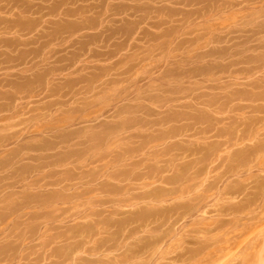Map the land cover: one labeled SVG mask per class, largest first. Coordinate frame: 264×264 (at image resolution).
<instances>
[{
	"label": "rangeland",
	"instance_id": "374dc122",
	"mask_svg": "<svg viewBox=\"0 0 264 264\" xmlns=\"http://www.w3.org/2000/svg\"><path fill=\"white\" fill-rule=\"evenodd\" d=\"M210 1L215 2L202 0V4H210L212 11L216 4L211 5ZM238 1L241 3V0ZM247 1L237 8H225L226 11L216 9L214 12V9L212 15L208 12L211 17L207 15V20L201 17L202 20L197 15H201L198 11L204 6L201 5L198 10L200 2L192 5V0L185 4V0H0V180L4 179L0 181V201L4 202L0 203V213L13 210V216L5 223L15 227V231L11 229V234L7 233V236L0 234V264H9L12 255L15 258H12L11 264H86L88 259L96 264V257L103 258L107 254L115 264H202V261L203 264H264V143H261L264 142V128H261L264 127V99L256 97L259 102L254 99V95L262 96L264 93V81L260 82V79L264 80V59L261 63L258 60L264 58V33L258 28L255 32L254 23L243 25L247 18L255 14L253 11L264 9V0ZM223 2L226 3L225 0ZM128 6L138 7L137 11L134 13ZM241 7L244 8L240 10ZM157 8L158 14L155 12ZM250 8H253V14L248 16L246 14H250L251 10L246 11ZM191 11L195 15L192 16ZM260 16L263 15L260 14L259 18L264 20V16ZM259 18L255 21H261ZM240 19L245 20L241 22ZM223 21L224 27L220 28ZM209 22H214V29L210 30ZM252 30L261 35H253ZM244 31L250 33L245 34L248 38ZM201 34L207 35L205 38L211 35L218 39L214 42L210 37V41L203 37L204 41H208L206 44L202 37L198 39ZM219 36L227 37L221 42L223 39ZM234 36L236 41L240 37L243 45L241 40L236 43L234 38L233 41ZM252 36L255 37L253 40ZM250 38L252 41H249ZM227 41L231 47L226 45ZM257 43L263 45L258 46ZM248 46H254L256 51L254 49L252 53V48ZM237 48L245 52L241 59H236L241 62L243 59L237 66L242 75L239 76L241 80H237L240 84L236 81L232 83L236 86L231 87L234 79L230 74L234 77L239 72L236 71L237 62L230 54L233 52L236 56ZM203 52L211 53L209 57L213 58H208L207 54V59L199 56L201 61L198 60V55H203ZM250 55L251 59L248 58ZM244 58L250 67L253 65L250 60L256 63L253 67L263 65L259 67H263L262 70L255 73V68L248 67ZM233 59L234 65L226 66ZM244 69L249 74L254 70L249 81L246 78L249 74L246 76L248 72ZM218 74V83L206 81L212 78L211 75L217 78ZM253 78L260 87H253L256 84L253 85L256 82H252ZM220 81L229 84L226 90L221 88L226 84ZM249 82L252 87L247 85ZM208 84H221V89L218 86L219 89L210 90ZM157 96L158 101L155 99ZM136 105L144 109L133 115L141 117L146 125L140 132L142 136L129 143L124 139L127 134L121 133L120 138L119 131L120 126L126 123L124 119L133 116L132 110L127 112L126 108H136ZM114 129H120L119 136L110 133ZM132 149H138L135 151L139 154ZM67 154L70 156L66 158ZM140 158L142 161L146 158L143 161L145 166L141 164L140 168L137 164L132 169L130 165L138 160L143 163ZM56 160L62 163L58 164ZM136 167L137 172L134 171ZM146 171L152 177L155 174L157 181L150 180L151 183L147 178L150 183L146 182L148 186H143V180L137 183L132 179L136 173L144 175ZM59 177L65 178L66 182ZM46 181L52 186L57 185L52 187ZM100 186L106 187L105 190ZM149 190L158 191L157 202H137L132 198L138 192L142 194ZM129 196L131 201L128 199V203L126 199ZM99 200H106V204L100 205ZM17 207H23L25 213ZM72 210L75 214L79 213L60 218L64 217L62 213ZM99 210H106L105 214L97 215ZM99 217V221L108 222L99 225L98 230L96 221ZM1 226L0 222V228H3ZM94 230L100 235L94 234ZM89 239L98 242L90 243ZM43 243L46 246H42ZM84 243L91 245L86 244L88 248H84ZM198 248L205 252L202 250L200 253ZM15 249H18L16 255ZM86 249L96 254L102 251V254H89ZM105 251L107 254H103ZM64 259L68 261L64 262Z\"/></svg>",
	"mask_w": 264,
	"mask_h": 264
},
{
	"label": "bare ground",
	"instance_id": "6f19581e",
	"mask_svg": "<svg viewBox=\"0 0 264 264\" xmlns=\"http://www.w3.org/2000/svg\"><path fill=\"white\" fill-rule=\"evenodd\" d=\"M101 1H102V0H101ZM106 1H107V0H106ZM153 1H154V0H153ZM155 1H156V0H155ZM166 1H168V0H166ZM192 1H193V2H192V5L194 4V2H195V3H196V2H197V3L200 2V3H198V4H200V5L197 7V9H198L201 5H203V4L205 3V2H204V3L202 4V0H192ZM204 1H205V0H204ZM222 1H223V0H221L220 2L222 3ZM244 1L246 2L247 0H244ZM244 1L241 0V3H243ZM249 1H250V0H249ZM249 1H247V2H249ZM186 2H188V0H187V1L185 0L184 4H185ZM207 2H208V0H206V3H207ZM225 2H226V3L223 2V3L221 4V3L218 2V0H215L214 4H216V6H215L216 8L214 7L215 11H214V9H212V11L216 12V11L218 10V11L220 12V11L223 10V9L226 11L225 8L230 9L231 7L240 6L239 4H241L238 0H236V1H234V0L231 1V0H230L229 2H227V1L225 0ZM245 2H244V3H245ZM252 2H253V0H252ZM256 2H258V1H256ZM260 2L262 3L263 1H260ZM101 3H102V2H101ZM157 3H158V1H157ZM181 3H182V2H181ZM197 3H196V4H197ZM208 3H209V2H208ZM210 3H211V1H210ZM244 3H243V5H244ZM110 4H111V3H110ZM154 4H155V3L153 2V5H154ZM196 4H194V5H196ZM198 4H197V5H198ZM214 4H213V2L211 3V5H214ZM190 5H191V3H189V6H190ZM209 5H210V4H208V5L206 4L205 6L203 5L204 7H202V8L200 7V8H199L200 11H198V14L200 13L201 15H200V14H199L200 16L197 15L198 18H199V17H200V18H201V17L206 18L207 15H208V12H210V13L212 12V11H211V6L209 7ZM245 5H246V4H245ZM259 5H262V4L259 3ZM109 6H110V5H109ZM109 6H108V7H109ZM230 6H231V7H230ZM253 6H254V5H253ZM105 7H106V6H105ZM156 7H157V6H156ZM156 7H155V8H156ZM185 7H187V6H185ZM245 7H246V6H245ZM247 7H248V6H247ZM255 7H256V6H255ZM128 8H129L131 11L133 10V12H134L135 10L137 11V8H138V7H136V8H135V7H132V8H131V7L128 6ZM209 8H210V11H209ZM236 8H237V7H236ZM243 8H244V7H243ZM243 8L241 7V8H239V9L241 10V9H243ZM258 8H260V7H258ZM0 9H1V8H0ZM106 9H107V8H106ZM194 9H195V8H194ZM194 9H193V11H194ZM197 9H196V11H197ZM199 9H198V10H199ZM216 9H217V10H216ZM232 9H234V8H232ZM252 9H253V8H252ZM252 9L250 8L249 10H247L246 13H248L250 10H251V11L249 12L250 14H246V15L249 16V15L253 14V13H252ZM144 10H145V9H144ZM244 10H245V9H244ZM148 11H149V10H148ZM75 12H76V11H75ZM77 12H78V11H77ZM125 12H126V11H125ZM151 12H152V11H151ZM155 12H156V14H158V8H157V10H156ZM191 12H192V11H191ZM253 12H255V14H254V15H251V16H252L251 18H250V17L247 18V19L245 18L246 20L244 19V20H245V21H244V20H241V19L244 18V17H243V18L240 19L241 22L244 21V22H243V23H244V24H243L244 26H245V25H246V26H248V25H252V24L254 23V24H256V28H254V29H257V28H258V29L260 30L261 33H264V20H261V19L259 18V15H260V14L264 16V9L261 8V9H259V11L257 10V12H256V10H255V11H253ZM68 13H69V12H67V15H69ZM82 13H83V12H82ZM82 13H81V14H82ZM134 13H135V12H134ZM189 13H190V12H189ZM212 13H213V12H212ZM212 13H211V15H212ZM217 13H218V12H217ZM225 13H226V12H225ZM70 14H72V13L70 12ZM73 14H74V13H73ZM76 14H77V13H76ZM145 14H146V13H145ZM147 14H148V13H147ZM147 14H146V15H147ZM196 14H197V12H196ZM221 14H222V13H221ZM241 14H243V12H242ZM193 15H195V13L193 14V12H192V16H193ZM209 15H210V14H209ZM209 15H208V16H209ZM211 15H210V17H211ZM243 15H244V14H243ZM246 15H244V16H246ZM79 16H80V15H79ZM147 16H148V15H147ZM187 16H188V15H187ZM213 16H214V15H213ZM219 16H220V15H219ZM222 16H223V15H222ZM222 16H221V17H222ZM257 16H258V17H257ZM263 16H262V17H263ZM144 17H146V16H144ZM238 17H239V16H238ZM246 17H247V16H246ZM260 17H261V16H260ZM262 17H261V18H262ZM207 18H208V17H207ZM207 18H206L205 20H207ZM255 18H256V19L259 18L261 21L257 20L258 22H256V21H255ZM138 19H139V18H138ZM148 19H149V18H148ZM154 19H155V18H154ZM201 19H202V18H201ZM220 19H221V21L224 20V18H220ZM150 20H151V19H150ZM155 20H156V19H155ZM197 20L200 21L199 19H196V21H197ZM202 20H203V19H202ZM202 20H201V21H202ZM209 20H211V19H209ZM136 21H137V20H136ZM138 21H139V20H138ZM156 21H157V20H156ZM189 21H191V20H189ZM193 21L196 22L195 20H193ZM218 21H220V20H217L216 22H218ZM253 21H254V22H253ZM241 22H240V23H241ZM139 23H140V22H139ZM205 23H206V25H207V22H206V21H205ZM205 23H204V25H205ZM213 23H214V22H212V24H211V23L209 22V24H211V25H210V26H211V29H210V30H212V28H213V27H212V25H214ZM194 24H195V23H194ZM220 24H221V23H220ZM197 25H199V24H197ZM204 25H202V26H204ZM218 25H219V24H218ZM155 26H156V23H155ZM192 26H193V25H192ZM192 26H190V27H192ZM195 26H196V24H195ZM202 26H201V27H202ZM221 26L224 27V21H223V25H220V28H221ZM240 26H242V24H241ZM244 26H243V28H244ZM131 27H132V26H131ZM199 27H200V26H199ZM208 27H209V26H208ZM208 27H207V28H208ZM237 27H238V26H237ZM250 27H252V26H250ZM215 28H216V25H215ZM241 28H242V27H241ZM241 28H240V29H241ZM252 28H253V27H252ZM252 28H250V30H251ZM156 29H157V28H156ZM208 29H209V28H208ZM213 29H214V28H213ZM258 29H257L256 31H255V30H254V31H255V32H258ZM192 30H193V29H192ZM198 30H199V29H198ZM247 30H249V28H248ZM193 31H194V30H193ZM205 31H206V30H205ZM207 31H208V30H207ZM237 31H238V30H237ZM252 31H253V30H252ZM254 31H253V33H254L253 35H257V34H258V36H259L260 33L255 34ZM202 32H203V31H202ZM208 32H209V31H208ZM230 32L233 33L234 31H233V32L230 31ZM235 32H236V30H235ZM239 32H240V33H243V32H241V31H239ZM244 32H245V31H244ZM246 32H247V31H246ZM246 32L244 33V35L246 34ZM250 32H251V31H250ZM199 33H201V32H199ZM212 33L214 34V31H213ZM247 33H249V32H247ZM251 33H252V32H251ZM207 34H208V33H207ZM222 34H223V33H222ZM233 34H235V33H233ZM249 34H250V33H249ZM249 34H248V35H249ZM209 35H210V34H209ZM217 35H218V34H217ZM224 35H225V34H224ZM227 35H228V34H227ZM230 35H231V34H230ZM230 35H229V36H230ZM244 35H243V37H244ZM260 35H261V34H260ZM198 36H200V35H198ZM198 36H197V37H198ZM205 36H207V35H204V36H203V34H201L200 38H198V39H201V37H202V39H203V37H204V39H208L209 37L212 38L211 35L208 36V38H207V37L205 38ZM239 36H240V35H239ZM245 36L247 37V35H245ZM217 37H218V36H217ZM225 37H227V36H225ZM225 37H224V36H221V38H220V36H219V38H220L221 40L223 39L221 42L225 41ZM249 37H250V36H249ZM252 37H253V36H252ZM154 38H155V37H154ZM194 38H195V37H194ZM210 38L208 39V41H210ZM234 38H235V36L232 38V40H233ZM241 38H242V37H241ZM247 38H248V37H247ZM247 38H246V39H247ZM254 38H255V37H253L252 40H253ZM196 39H197V38H196ZM196 39H195V40H196ZM204 39H203V41H204ZM212 39L214 40V39H216V38L214 37V38H212ZM217 39H218V38H217ZM217 39H216V40H217ZM220 39H219V40H220ZM226 39H227V38H226ZM238 39L241 40L240 37H238ZM244 39H245V38H244ZM192 40H193V39H192ZM232 40H231V41L229 40L230 43L234 41V40H233V41H232ZM236 40H237V38H235V41H236ZM239 40L236 41V43H238ZM250 40H251V38L249 39V41H250ZM252 40H251V41H252ZM157 41H158V40H157ZM206 41H207V40H205L204 42H206ZM208 41H207V42H208ZM229 41H227V44H226V45L229 44V43H228ZM243 41H245V40H243ZM247 41H248V40H247ZM247 41H246V43H247ZM249 41H248V42H249ZM257 41H258V40H257ZM259 41H260V40H259ZM125 42H127V41H125ZM204 42H203V43H204ZM207 42H206V44H207ZM214 42H215V40H214ZM216 42H218V41H216ZM255 42H256V41H255ZM255 42H254V44H256ZM219 43H220V41H219ZM246 43H245V45H246ZM252 43H253V42H252ZM262 43H263V42H262ZM262 43H261V44H262ZM241 44L243 45L242 40H241ZM257 44H258V43H257ZM259 44H260V43H259ZM259 44H258V46H259ZM261 44H260V45H261ZM218 45H219V44H218ZM236 45H237V44H236ZM236 45H235V47H237ZM238 45H239V44H238ZM262 45H263V44H262ZM221 46H222V45H221ZM229 46H230V44H229ZM240 46H241V45H240ZM251 46H252V45H251ZM251 46H248V47H249V48H252ZM258 46L255 45V47H256L257 49H258ZM230 47H231V46H230ZM230 47H229V48H230ZM248 47H246V49H249ZM255 47L253 46V48H252L253 51H251L252 53L254 52V49H255V51H256V48H255ZM260 47H263V46H260ZM224 48H225V47H224ZM226 48H227V47H226ZM233 48H234V47H232V49H233ZM244 49H245V47H244ZM223 50H224V49H223ZM230 50H231V48H230ZM230 50H229V51H230ZM236 50H239V51H240L239 54L242 55V56L237 57L239 54L237 53ZM236 50H235L236 56L234 55L233 52H232V54H230V55H231V56L233 55V56H234L233 58L235 59V62H237V64H236L235 66H236V71L239 72V73H238L239 75L236 74L235 76L233 75L234 77H232V76H231L232 73L230 74L231 79H232V78L234 79V82H231V85H230L231 87H232V85H233L232 83H236L237 80H241L239 76L242 75V74H241L242 71H241V73H240L239 70H241V69H237V66H239L238 64H241V63L243 62V59H242V62H241L240 60H236V59H241V57H243V53L245 54V52H243L242 49H241L242 51H241L240 49H238V48H237ZM262 50H263V49H262ZM214 51H215V49H214ZM217 51H219V50H217ZM231 51H232V50H231ZM233 51H234V50H233ZM244 51H246V50H244ZM248 51H250V50H248ZM211 52H212V51H211ZM224 52H225V51H224ZM224 52H223V53H224ZM241 52H242V54H241ZM263 52H264V51H263ZM203 53H204V52H203ZM205 53H206V52H205ZM205 53H204V54H205ZM217 53H219V52H217ZM204 54H203V55H204ZM207 54H208V53H207ZM207 54H205L204 56L202 55V53H201V55H198V54H197V55H198V58H199V59H198V58H197V59L201 61V58H200L199 56H202V59H203V57L206 58ZM210 54H211V53L208 54V56H207L208 58H210V57H209V56H211ZM225 54H226V53H225ZM227 54H228V52H227ZM220 55H221V54H220ZM230 55H229V56H230ZM221 56L223 57L224 55H221ZM221 56H220V57H221ZM226 56H227V55H226ZM195 57H196V56H195ZM218 57H219V56H218ZM220 57H219V58H220ZM222 57H221V59H222ZM235 57H236V58H235ZM245 57H246V56H245ZM212 58H213V57H212ZM212 58H210V59H212ZM248 58L251 59V55H250ZM252 58H253L252 60L254 61L255 58H254V57H252ZM260 58H261V57H260ZM206 59H207V58H206ZM234 59L232 60V63H230L231 61H230L229 63H226V66H228L229 64H231V65H229V66H232V64L234 63ZM263 59H264V58H262V59H258V60H260V63H261V61H263ZM204 60H205V59H204ZM204 60H203V61H204ZM229 60H231V58H230ZM244 60H245V58H244ZM256 60H257V59H256ZM258 60H257L256 62H258ZM222 61H223V60H222ZM245 61H247V63H248V60H247V59H246ZM245 61H244V62H245ZM253 61L250 60V62H252L253 65H255L256 63L254 64L255 61H254V62H253ZM240 62H241V63H240ZM245 63H246V62H245ZM245 63H243V64H245ZM247 63H246V64H247ZM258 63H259V62H258ZM260 63H259V64H260ZM262 63H264V61H263ZM227 64H228V65H227ZM246 64H245V65H246ZM248 64H249V63H248ZM205 65H207V64H205ZM233 65H234V64H233ZM253 65H252L251 67H252V68H255V69H254V70H255V73H256L257 71L259 72V69H260L259 67H260V66H263V65H260L259 67H257V66H258V64H257V65H256L257 68H256V67H253ZM207 66H210V67H211V65H207ZM207 66H206V68L208 69ZM235 66H234V67H235ZM224 67H225V66H224ZM234 67H232V68H234ZM248 67H250V64H249ZM248 67H247L246 69L249 71V69H250L251 67H250V68H248ZM203 68H204V69H203V71H204L206 68H205V67H203ZM225 68H226V67H225ZM225 68H224V69H225ZM232 68H231V69H232ZM262 68H263V67H262ZM262 68H261L260 70H262ZM227 69H228V68H227ZM246 69H244V71H245ZM256 69H257V70H256ZM200 70H202V68H201ZM200 70H198L197 72H199ZM213 70H214V69H213ZM222 70H223V69H222ZM254 70H251V71H250V72H251L250 74H249L248 71H245L246 73L248 72L247 75H246V73H245L246 76H248V74H249V76L246 77V78L248 79V81L250 80L249 77H251L250 75L252 74V72H253ZM22 71H23V70H22ZM24 71H25V70H24ZM203 71H201V73H202ZM207 71H208V70H207ZM219 71H220V69H219ZM229 71H230V70H229ZM236 71H235V69H234L233 72L236 73ZM128 72H129V71H128ZM204 72H205V71H204ZM209 72H210V71H209ZM222 72H223V71H222ZM258 72H257V73H258ZM262 72H264V71L262 70ZM262 72H261V73H262ZM191 73H192V72H191ZM193 73H194V72H193ZM201 73H200V75H201ZM214 73H215V71H214ZM223 73H224V72H223ZM235 73H234V74H235ZM195 74H197V73H194V75H195ZM202 74H203V73H202ZM205 74H207V73H205ZM211 74H212V73H211ZM197 75H198V74H197ZM243 75H244V74H243ZM245 75H244V76H245ZM256 75H258V74H256ZM211 76H212V78H208V79L206 80L207 82H209V81H211V82H214V81L216 82V81H217V83L219 82V81H218V80H220V77H219L220 75H219V74L217 75V78H216V77L214 78L213 75H211ZM262 76H263V75H262ZM206 77H207V76H206ZM189 78H191V77H189ZM246 78H245V79H246ZM258 78L260 79L261 77H258ZM228 79H229V78H228ZM228 79H227V80H228ZM247 79H246V80H247ZM253 79H254V80H252V82H253V81H256V82H253V85L256 83L255 86H253L252 83H250L251 81H250L249 84H247V85L250 86V87L253 86L254 88H258V87H256V85L259 86V85H258L259 82H258L257 80H255V78H253ZM259 79H258V80H259ZM149 80H150V79H149ZM222 81H223V80H222ZM222 81H220V83H222L223 85L226 84L225 86H227V87L224 86V87H225V88H224L223 86H221V84H218V86L220 85L221 88H223L224 90H226V88H228L229 84H228V85H227V83L224 84V82H222ZM225 81H226V80H225ZM243 81H244V80H243ZM261 81H264V80H263V79H260V82H261ZM156 83H157V82H156ZM195 83H196V82H195ZM198 83H199V82H198ZM237 83H239V82L237 81ZM153 84H155V82H154ZM202 84L207 85L206 82H202ZM239 84H240V83H239ZM242 84H243V83H242ZM260 84H261V83H260ZM155 85H156V84H155ZM251 85H252V86H251ZM262 85H263V84H261V86H262ZM196 86H197V85H196ZM208 86L210 87V90H214L215 88H218V86H215L214 84H211V85L208 84ZM220 86H219V88H220ZM233 86H234V85H233ZM235 86H236V84H235ZM235 86H234V87H235ZM191 87H192V86H191ZM199 87H200V86H199ZM205 87H206V86H205ZM209 87H206V88L209 89ZM238 87H239V85H238ZM259 87H260V86H259ZM219 88H218V89H219ZM221 88H220V89H221ZM183 89H184V88H183ZM204 89H205V88H204ZM229 89H230V88H229ZM263 89H264V88H263ZM190 90H191V89H190ZM195 90H196V89H195ZM231 90H232V89H231ZM237 90H238V89H237ZM249 90H250V89H249ZM255 90H256V89H255ZM246 91H248V90H246ZM259 91H260V90H259ZM182 92H183V91H182ZM219 92H220V91H219ZM221 92H222V91H221ZM263 92H264V91H263ZM263 92H262V93H263ZM26 93H27V92H26ZM139 93H140V92H139ZM211 93H212V92H211ZM224 93H225V92H224ZM128 94H129V93H128ZM176 94H178L177 91H176ZM232 94H233V93H232ZM238 94H239V93H238ZM254 94H255V93H254ZM263 94H264V93H263ZM263 94H262V96H260V95H259V96H257V95L255 96V95H254V99L256 100V97H257V98L259 97V98H258L259 100H263V99H264ZM195 95H196V93H195ZM204 95H205V93H204ZM213 95H214V94H213ZM251 95H253V93H252ZM22 96H24V95H22ZM30 96H31V94H30ZM125 96H126V95H125ZM182 96H183V95H182ZM227 96H228V95H227ZM235 96H236V94H235ZM247 96H248V95H247ZM33 97H34V96H33ZM136 97H138V96H136ZM177 97H178V95H177ZM189 97H190V96H189ZM199 97H200V96H199ZM201 97H202V96H201ZM209 97H210V96H209ZM261 97H263V98L261 99ZM179 98H180V96H179ZM215 98H216V97H215ZM155 99H157V101H158V96H157V98H155ZM190 99H191V97H190ZM225 99H226V98H225ZM249 99H250V98H249ZM252 99H253V97H252ZM119 100H120V99H119ZM182 100H183V99H182ZM259 100H256V101L259 102ZM155 101H156V100H155ZM157 101H156V102H157ZM184 101H185V100H184ZM211 101H212V100H211ZM214 101H215V100H214ZM234 101H235V100H234ZM177 102H178V101H177ZM186 102H187V101H186ZM216 102H217V101H216ZM227 102H228V101H227ZM258 102H257V103H258ZM263 102H264V101H263ZM13 103H14V102H13ZM182 103H183V102H182ZM222 103H223V102H222ZM228 103H229V102H228ZM231 103H232V102H231ZM260 103H261V101H260ZM208 104H209V103H208ZM212 104H213V103H212ZM224 104H225V103H223V105H224ZM22 105H23V104H22ZM27 105H28V104H27ZM30 105H31V104H30ZM217 105H219V103H217ZM180 106H181V105H180ZM202 106H203V105H202ZM259 106H260V105H259ZM24 107H25V105H24ZM28 107H29V106H28ZM204 107H205V106H204ZM216 107H217V106H216ZM232 107H233V106H232ZM232 107H231V109H232ZM29 108H30V107H29ZM134 108H135V106L132 107V108H130V106H129V108L127 107L126 109H127V112H131L130 110H132V112H131L132 115L135 114V113L138 114L139 112L143 111V110H142L143 107L141 108V106L136 105V108H135V109H134ZM183 108H184V107H183ZM190 108H191V107H190ZM227 108H228V107H227ZM255 108H256V107H255ZM143 109H144V108H143ZM7 110L9 111V109H7ZM26 110H27V109H26ZM118 110H119V109H118ZM256 110H257V108H256ZM146 111H147V110H146ZM217 111H218V110H217ZM219 111H221V110H219ZM26 112H27V111H26ZM125 112H126V110H125ZM134 112H135V113H134ZM221 112H222V111H221ZM24 113H25V112H24ZM24 113H23V114H24ZM29 113H30V112H29ZM123 113H124V112H123ZM143 113H144V112H143ZM222 113H223V112H222ZM21 114H22V113H21ZM119 114H120V113H119ZM127 114H128V113H127ZM127 114H126V115H127ZM17 115H18V114H17ZM115 115H116V114H115ZM132 115H130V117H131ZM135 115H136V114H135ZM10 116H12V115H10ZM19 116H20V115H19ZM124 116H125V115H124ZM127 116H129V114H128ZM133 116H134V115H133ZM133 116H132L131 119H130L129 117H126V118L124 119V120H126V121H125L126 123H125L124 125H121L122 127L120 126L121 131H119L120 129H116V130L114 129L115 131H112V132H110V133H115V135L118 134V136H119V133H118V131H119V132H120V136H119L120 138H121V136H122L121 133H125V134H127L126 137L124 138L126 142H129V141H131V140H133V139H135V138H137V137L140 138V136H142L140 132L142 131V128H143L146 124H144L145 122L143 121V119H142L141 117H138V116H134V117H133ZM35 117H36V116H35ZM187 117H188V116H187ZM14 118H15V117H14ZM8 119H9V118H8ZM10 119H11V118H10ZM120 119H121V118H120ZM3 120H5V119H3ZM11 120H12V119H11ZM14 120H15V119H14ZM33 120H34V119H33ZM144 120H145V119H144ZM0 121H1V120H0ZM74 121H75V120H74ZM146 121H147V120H146ZM258 121H259V120H258ZM6 122H7V121H6ZM8 122H9V121H8ZM29 122H30V121H29ZM79 122H80V121H79ZM123 122H124V121H123ZM261 122H262V121H261ZM263 122H264V121H263ZM21 123H22V122H21ZM146 123H147V122H146ZM148 123H150V122H148ZM74 124H75V123H74ZM74 124H73V125H74ZM121 124H122V123H121ZM155 124H156V123H155ZM261 124H262V123H261ZM65 125H66V124H65ZM153 125H154V124H153ZM258 125H259V124H258ZM7 126H8V125H7ZM16 126H17V125H16ZM68 126H69V125H68ZM79 126H80V125H79ZM96 126H97V125H96ZM96 126H95V127H96ZM190 126H191V125H190ZM254 126H255V125H254ZM91 127H92V126H91ZM107 127H108V126H107ZM110 127H111V126H110ZM118 127H119V126H118ZM118 127H117V128H118ZM195 127H197V126H195ZM210 127H211V126H210ZM9 128H10V127H9ZM15 128H16V127H15ZM15 128H14V129H15ZM78 128H79V127H78ZM80 128H81V126H80ZM85 128H86V126H85ZM122 128H123V129H122ZM144 128H145V127H144ZM175 128H176V127H175ZM204 128H205V127H204ZM257 128H258V127H257ZM261 128H264V127H261ZM162 129H163V128H162ZM188 129H190V128H188ZM251 129H252V128H251ZM12 130H13V128H12ZM89 130H90V129H89ZM97 130H98V129H97ZM111 130H112V129H111ZM122 130H123V131H122ZM144 130H145V129H144ZM144 130H143V131H144ZM185 130H186V129H185ZM190 130H191V129H190ZM194 130L197 131V129H194ZM194 130H193V132H194ZM258 130H259V129H258ZM260 130H261V129H260ZM75 131H76V130H75ZM84 131H85V130H84ZM84 131H83V132H84ZM87 131H88V130H87ZM91 131H92V130H91ZM155 131H156V130H155ZM178 131H179V130H178ZM201 131H202V130H201ZM206 131H207V130H206ZM263 131H264V129H263ZM21 132H23V131H21ZM163 132H164V131H163ZM165 132H166V130H165ZM165 132H164V133H165ZM257 132H259V131H257ZM260 132H262V131H260ZM260 132H259V133H260ZM17 133H19V132H17ZM75 133H76V132H75ZM88 133H89V132H88ZM171 133H172V132H171ZM172 134H173V133H172ZM188 134H189V133H188ZM205 134H206V133H205ZM257 134H258V133H257ZM55 135H56V134H54V136H55ZM85 135H86V133H85ZM89 135H90V134H89ZM112 135H113V134H112ZM157 135H158V134H157ZM184 135H185V134H184ZM247 135H248V134H247ZM247 135H246V137H247ZM250 135H251V134H250ZM87 136H88V135H87ZM110 136H111V135H110ZM123 136H124V135H123ZM162 136H163V135H162ZM191 136H192V135H191ZM205 136H206V135H205ZM251 136H252V135H251ZM253 136H254V135H253ZM13 137H14V136H13ZM17 137H18V136H17ZM21 137H22V136H21ZM100 137H101V135H100ZM157 137H158V136H157ZM157 137H155V138H157ZM160 137H161V136H160ZM175 137H176V136H175ZM199 137H201V136H199ZM202 137H204V135H203ZM256 137H257V136H256ZM9 138L11 139L12 137H9ZM9 138H8V139H9ZM97 138H98V137H97ZM101 138H102V137H101ZM108 138H109V137H108ZM139 138H138V139H139ZM149 138H150V137H149ZM181 138H182V137H181ZM184 138H185V137H184ZM206 138H207V137H206ZM260 138H261V137H260ZM0 139H1V138H0ZM8 139H7V141H8ZM10 139H9V141H10ZM91 139H92V137H91ZM95 139H96V137H95ZM111 139H112V138H111ZM145 139H146V138H145ZM190 139H191V138H190ZM204 139H205V138H204ZM240 139H241V138H240ZM253 139H254V138H253ZM2 140H4V139L2 138ZM2 140H1V141H2ZM114 140H115V139H114ZM117 140H118V139H117ZM120 140H121V139H120ZM194 140H195V139H194ZM199 140H200V139H199ZM199 140H198V141H199ZM235 140H236V139H235ZM249 140H250V139H249ZM65 141H66V140H65ZM103 141H104V140H103ZM111 141H112V140H111ZM123 141H124V140H123ZM156 141H157V139H156ZM165 141H167V140H165ZM187 141H188V140H187ZM206 141H207V140H206ZM238 141H239V140H238ZM253 141H254V140H253ZM253 141H251V142H253ZM63 142H64V141H63ZM92 142H93V141H92ZM118 142H119V141H118ZM131 142H132V141H131ZM135 142H136V141H135ZM148 142H149V141H148ZM162 142H163V140H162ZM202 142H203V141H202ZM244 142H245V140H244ZM249 142H250V141H249ZM251 142H250V143H251ZM0 143H1V142H0ZM129 143H130V142H129ZM129 143H128V145H129ZM138 143H139V142H138ZM152 143H153V142H152ZM186 143H187V142H186ZM205 143H206V142H205ZM245 143H246V142H245ZM255 143H256V142H255ZM261 143H264V142H261ZM6 144H7V142H6ZM65 144H67V143H65ZM93 144H94V143H93ZM111 144H112V143H111ZM122 144H123V143H122ZM132 144H133V143H132ZM143 144H144V143H143ZM154 144H155V143H154ZM157 144H158V143H157ZM232 144H233V143H232ZM237 144H238V143H237ZM239 144H241V143L239 142ZM242 144H243V143H242ZM82 145H83V144H82ZM105 145H106V144H105ZM105 145H104V146H105ZM224 145H225V144H224ZM233 145H234V144H233ZM94 146H95V145H94ZM94 146H92V148H91L92 151H93V147H94ZM107 146H109V145H107ZM110 146H111V145H110ZM131 146H132V145H131ZM257 146H260V145L258 144ZM70 147H71V146H70ZM126 147H127V146H126ZM143 147H144V146H143ZM149 147H150V146H149ZM152 147H153V145H152ZM154 147H155V146H154ZM154 147H153V149H154ZM214 147H216V146H214ZM254 147H255V146H254ZM254 147H253V148H254ZM49 148L51 149V147H49ZM106 148H107V147H106ZM108 148H109V147H108ZM127 148H128V147H127ZM156 148H157V147H156ZM263 148H264V147H263ZM89 149H90V148H89ZM100 149H101V148H100ZM138 149H139V148H138ZM138 149H132V150H133L134 152L137 153V152H139V151H135V150H138ZM258 149H259V148H258ZM84 150H86V149H84ZM91 150H90V152H91ZM132 150H128V151L131 152ZM150 150H151V149H150ZM193 150H194V149H193ZM250 150H252V149H250ZM259 150H260V149H259ZM259 150H258V151H259ZM86 151H88V150H86ZM133 151H132V152H133ZM148 151H149V150H148ZM151 151H152V150H151ZM260 151H261V150H260ZM66 152H67V151H66ZM66 152H64V153L66 154ZM129 152H127V153H129ZM132 152H131V153H132ZM134 152H133V154H134ZM141 152H142V151H141ZM253 152H254V151H253ZM67 153L69 154V152H67ZM106 153H107V152H106ZM114 153H115V152H114ZM136 153H135V154H136ZM256 153H257V152H256ZM259 153H260V152H259ZM68 154L66 155V158L70 156V155H68ZM104 154H105V153H104ZM137 154H139V153H137ZM137 154H136V156H138ZM143 154H144V152H143ZM54 155H55V154H54ZM63 155H64V154H63ZM63 155H62V156H63ZM71 155H72V154H71ZM87 155H88V153H87ZM106 155H107V154H106ZM125 155H126V154H125ZM157 155H158V154H157ZM180 155H181V154H180ZM22 156H23V155H22ZM56 156H57V155H56ZM74 156H75V155H74ZM100 156H101V155H100ZM109 156H110V155H109ZM127 156H128V155H127ZM196 156H197V155H196ZM63 157H64V156H63ZM122 157H123V155H122ZM149 157H150V156H149ZM24 158H25V157H24ZM64 158H65V157H64ZM66 158L64 159V161L66 160ZM77 158H78V157H77ZM117 158H118V157H117ZM142 158H143V157H142ZM216 158H219V157H216ZM73 159H74V158H73ZM87 159H88V158H87ZM89 159H90V158H89ZM94 159H95V158H94ZM94 159H93V160H94ZM99 159H100V158H99ZM103 159H104V158H103ZM107 159H108V158H107ZM127 159H128V158H127ZM129 159H130V158H129ZM131 159H133V158H131ZM137 159H138V158H137ZM145 159H146V158H145ZM145 159H144L143 161H146ZM151 159H153V158H151ZM178 159H179V158H178ZM78 160H79V159H78ZM100 160H101V159H100ZM108 160H109V159H108ZM140 160H141V158H140ZM219 160H220V159H219ZM56 161H57V160H56ZM62 161H63V160H62ZM106 161H107V160H106ZM106 161H105V162H106ZM131 161H132V160H130V162H131ZM141 161H142V160H141ZM143 161H142V162H143ZM157 161H158V160H157ZM195 161H196V160H195ZM203 161H204V160H203ZM205 161H206V160H205ZM78 162H79V161H78ZM78 162H76V163L78 164ZM90 162H91V161H90ZM97 162H98V161H97ZM102 162H104V161H102ZM197 162H198V161H197ZM213 162H214V160H213ZM216 162H218V161H216ZM48 163H49V162H48ZM52 163H53V162H52ZM56 163L59 164L60 162L57 161ZM61 163H62V162H61ZM61 163H60V164H61ZM79 163H80V162H79ZM82 163H83V161H82ZM98 163H99V162H98ZM98 163H97V165H98ZM109 163H110V162H109ZM117 163H118V162H117ZM128 163H129V162H128ZM145 163H146V162H145ZM145 163H144V162H143V163H140L139 160H138L137 163H136V162L133 163L134 166H133V164H131L130 167L132 166V167H133L132 169H134V167H135L137 164H140V168H141V164L144 165ZM169 163H170V162H169ZM46 164H47V163H46ZM66 164H68V163H66ZM72 164H73V163H72ZM74 164H75V163H74ZM95 164H96V163H95ZM103 164H104V163H103ZM115 164H116V163H115ZM147 164H148V163H147ZM198 164H199V163H198ZM214 164H215V163H214ZM48 165H49V164H48ZM51 165H52V164L50 163V166H51ZM56 165H57V164H56ZM78 165H79V164H78ZM87 165H88V164H87ZM91 165H92V164H91ZM143 165H142V166H143ZM50 166H49V167H50ZM54 166H55V165H54ZM54 166H53V167H54ZM59 166H60V165H59ZM69 166H70V165H69ZM81 166H82V165H81ZM95 166H96V165H95ZM144 166H145V165H144ZM166 166H167V163H166ZM202 166H203V165H202ZM213 166H214V165H213ZM39 167H40V166H39ZM46 167H47V166H46ZM56 167H57V166H56ZM62 167H63V166H62ZM64 167H65V166H64ZM102 167H103V165H102ZM106 167H107V166H106ZM137 167H138V169H139V166H137ZM137 167H136L135 170H134V171H136V172H137V170H136ZM209 167H210V166H209ZM209 167H208V168H209ZM36 168H37V167H36ZM40 168H41V167H40ZM44 168H45V167H44ZM57 168H58V167H57ZM60 168H61V167H60ZM74 168L76 169L77 167L75 166ZM93 168H94V167H93ZM111 168H112V167H111ZM146 168H147V167H146ZM161 168H162V167H161ZM165 168H166V167H165ZM200 168H201V167H200ZM206 168H207V167H206ZM63 169H64V168H63ZM83 169H85V168H83ZM195 169H196V168H195ZM197 169H198V168H197ZM201 169H202V168H201ZM204 169H205V168H204ZM211 169H213V168H211ZM104 170H105V169H104ZM68 171H69V170H68ZM209 171H210V168H209ZM53 172H56V171L54 170ZM64 172H65V171H64ZM64 172H63V173H64ZM155 172H157V171H155ZM164 172H165V171H164ZM167 172H168V171H167ZM194 172H195V171H194ZM206 172H207V171H206ZM102 173H103V172H102ZM139 173H140V172H139ZM57 174H58V173H57ZM57 174H56V176H57ZM109 174H110V173H109ZM43 175H44V174H43ZM52 175H53V174H52ZM54 175H55V174H54ZM65 175H66V174H65ZM152 175H153V174H152ZM154 175H155V174H154ZM154 175H153V177H152V176H151V173H149L148 171H146V173L144 172V175H143L142 173H141V174H137V173H136V175H134V177H133V178L131 177V178H132V179H135L134 181L137 182V183H138L139 181L142 182V180H143V182H142L141 184H142L143 186H146V185L148 186V184H146V182H147L146 179H147V178H150V179H148V181H150V180H151V181H154L155 179H157V177L154 176ZM182 175H183V174H182ZM122 176H123V175H122ZM130 176H131V175H130ZM41 177H42V179L44 178L43 176H41ZM41 177H40V178H41ZM57 177H58V176H57ZM64 177H65V176H64ZM77 177H78V176H77ZM77 177H76V178H77ZM181 177H182V176H181ZM196 177H198V176H196ZM59 178H60V177H59ZM96 178H98V177H96ZM101 178H102V177H101ZM105 178H106V177H105ZM113 178H114V177H113ZM154 178H155V179H154ZM168 178H169V177H168ZM183 178H185V177H183ZM42 179H41V180H42ZM49 179H52V178H49ZM60 179H61V178H60ZM73 179H74V178H73ZM115 179H116V178H115ZM115 179H114V180H115ZM119 179H120V178H119ZM152 179H153V180H152ZM161 179H163V176H162ZM172 179H173V178H172ZM2 180L4 181V179H1L0 181L2 182ZM53 180H54V179H53ZM61 180H64V182H66V181H65V180H66L65 178H64V179H61ZM61 180H60V183H62V185H63L64 182H61ZM68 180H69V179H68ZM75 180H76V179H75ZM75 180H74V181H75ZM107 180H108V179H107ZM144 180H146V181H144ZM195 180H196V179H195ZM49 181H51V180H49ZM56 181H57V179H56ZM92 181H93V180H92ZM132 181H133V180H132ZM134 181H133V182H134ZM151 181H150V182H151ZM155 181H157V180H155ZM163 181H165V180H163ZM172 181H174V180H172ZM182 181H183V180H182ZM187 181H188V180H187ZM196 181H197V180H196ZM37 182H38V181H37ZM42 182H43V181H42ZM46 182L48 183V181H46ZM51 182H52V181H51ZM69 182H70V181H69ZM75 182H76V181H75ZM77 182H78V181H77ZM89 182H90V180H89ZM133 182H132V183H133ZM150 182H147V183H150ZM39 183H40V181H39ZM55 183H57V182H55ZM70 183H71V182H70ZM86 183H88V181H86ZM106 183H107V182H106ZM151 183H153V182H151ZM154 183H155V182H154ZM160 183H161V182H160ZM169 183H170V182H169ZM189 183H191V182H189ZM48 184L51 185V183H48ZM52 184H54V183H52ZM65 184H66V183H65ZM89 184H91V182H90ZM123 184H124V183H123ZM126 184H127V183H126ZM144 184H145V185H144ZM156 184H158V183H156ZM175 184H176V183H175ZM39 185H40V184H39ZM54 185H57V184H54ZM54 185H53V186H54ZM59 185H60V184H59ZM62 185H61V186H62ZM86 185H87V184H86ZM110 185H111V184H110ZM142 185H141V189H142ZM154 185H155V184H154ZM168 185H169V184H168ZM209 185H211V184H209ZM51 186H52V185H51ZM51 186H50V187H51ZM53 186H52V187H53ZM63 186H65V185H63ZM66 186H67V184H66ZM87 186H88V185H87ZM128 186H129V185H128ZM132 186H133V185H132ZM139 186H140V185H139ZM149 186H150V185H149ZM151 186H152V185H151ZM193 186H194V185H193ZM77 187H79V186L77 185ZM77 187H76V188H77ZM100 187H103V186H100ZM112 187H113V186H112ZM186 187H187V186H185V188H186ZM93 188H94V187H93ZM95 188H96V186H95ZM105 188H106V187H103L104 190H105ZM122 188H123V187H122ZM149 188H150V187H149ZM194 188H195V186H194ZM61 189H62V188H61ZM69 189H70V188H69ZM69 189H68V190H69ZM89 189H90V188H89ZM91 189H92V188H91ZM96 189H97V188H96ZM103 189H102V190H103ZM129 189H130V188H129ZM144 189H145V188H144ZM176 189H177V188H176ZM182 189H183V188H182ZM187 189H188V188H187ZM65 190H67V189L65 188ZM87 190H88V189H87ZM87 190H85V191H87ZM92 190H93V189H92ZM102 190H100V191H102ZM130 190H131V189H130ZM142 190H143V189H142ZM191 190H192V189H191ZM55 191H56V190H55ZM59 191H60V190H59ZM90 191H91V190H90ZM90 191H88V192H90ZM93 191H94V190H93ZM128 191H129V190H128ZM128 191H126V192H128ZM139 191H141V190L139 189ZM167 191H168V190H167ZM177 191H178V190H177ZM49 192H50V191H49ZM60 192H61V191H60ZM88 192H86V193H88ZM104 192H105V191H104ZM117 192H118V191H117ZM182 192L184 193V191H182ZM54 193H55V192H54ZM63 193H64V191H63ZM170 193H171V191H170ZM173 193H174V192H173ZM185 193H186V192H185ZM74 194H75V193H74ZM76 194H78V192H77ZM92 194H93V193H92ZM114 194H115V193H114ZM133 194H135V193H133ZM163 194H164V193H163ZM187 194H188V193H187ZM94 195H95V194H94ZM110 195H111V194H110ZM158 195H159V194H158V191H155V190H152V191H151V190H149V191L143 192L142 194H141L140 192H138V194H135L132 198L137 199V200H136L137 202H138V201H140V202H145V201L148 200V201L154 203V202H157V201H158ZM52 196H53V195H52ZM71 196H72V198L74 197V195H71ZM123 196H124V195H123ZM125 196H126V195H125ZM127 196H128V194H127ZM130 196H132V195H130ZM130 196H129V198H127L126 200L129 199V200L131 201ZM169 196H170V195H169ZM78 197H79V196H78ZM80 197H81V196H80ZM90 197H91V196H90ZM92 197H93V196H92ZM92 197H91V198H92ZM173 197H174V195H173ZM190 197H191V196H190ZM65 198H66V197H65ZM75 198H77V196H75ZM91 198H90V199H91ZM162 198H163V197H162ZM164 198H165V197H164ZM171 198H172V197H171ZM171 198H169V199H171ZM175 198H176V197H175ZM73 199H74V198H73ZM77 199H78V198H77ZM79 199H81V198H79ZM79 199H78V200H79ZM112 199H113V198H112ZM112 199H111L110 201H112ZM134 199H133V200H134ZM71 200H72V199H71ZM93 200H94V199H93ZM106 200H107V199H106ZM106 200H99L98 203H99L100 205H104V204H106ZM129 200H128V203H129ZM133 200H132V202H133ZM5 201H7V199H5ZM69 201H70V200H69ZM73 201H74V200H73ZM81 201H82V200H81ZM134 201H135V200H134ZM136 201H135V202H136ZM148 201H147V202H148ZM203 201H204V200H203ZM74 202H76V200H75ZM77 202H78V201H77ZM77 202H76V204H79V203H80V202H78V203H77ZM84 202H85V201H84ZM92 202H93V201H92ZM107 202H109V201H107ZM113 202H114V201H113ZM123 202L125 203V201H122V203H123ZM0 203L3 204L4 202H1V201H0ZM111 203H112V202H111ZM145 203H146V202H145ZM205 203H206V202H205ZM205 203H204V204H205ZM2 204H0V206H1ZM80 204H82V203H80ZM84 204H85V203H84ZM84 204H83V205H84ZM86 204H87V203H86ZM115 204H116V202H115ZM126 204H127V203H126ZM135 204H136V203H135ZM201 204H202V203H201ZM67 205H69V204H67ZM73 205H74V207L76 208L75 203H73ZM93 205H94V204H93ZM108 205H109V204H108ZM116 205H117V204H116ZM120 205H121V202H120ZM128 205H129V204H128ZM151 205H152V204H151ZM8 206H9V205H8ZM8 206H5V207L7 208ZM80 206H81V205H80ZM91 206H92V205H91ZM106 206H107V205H106ZM118 206H119V205H117V207H118ZM132 206H134V204H133ZM144 206H145V205H144ZM153 206H154V204H153ZM153 206H152V207H153ZM196 206H198V205H196ZM200 206H201V205H200ZM216 206H217V205H216ZM5 207H3V208H5ZM9 207H10V206H9ZM13 207H14V206H13ZM24 207H25V209H24L23 207L20 208V209L17 207V209H19L20 212L22 211V213H25L24 210H26V206H24ZM63 207H64V206H63ZM77 207H78V206H77ZM95 207H96V206H95ZM115 207H116V206H115ZM125 207H126V205H125ZM147 207H148V206H147ZM3 208H1V209L3 210ZM132 208H134V207H132ZM198 208H199V207H198ZM23 209H24V210H23ZM76 209H77V208H76ZM87 209H88V208H87ZM110 209H111V207H110ZM115 209H116V208H115ZM119 209H120V208H119ZM119 209H118V210H119ZM143 209H144V208H143ZM204 209H205V208H204ZM61 210H62V212H63V209H60V211H61ZM100 210H101V209H100ZM100 210L97 211V215H100V214H102L104 211H106V210H103V211H100ZM3 211H4V210H3ZM12 211H13V210H12ZM12 211L10 210V213H7L6 211H4L5 214L2 213V212L0 213V222L2 223V226H1V227H3V228H0V234H1V235H2V234H3V235H6L7 233L11 234L9 231H10L11 229L13 230V228L15 229V227H13L14 225H13V226H10L8 223H5V222L7 221V219H8L10 216H13L14 212H12ZM23 211H24V212H23ZM114 211H115V210H113V212H114ZM156 211H157V210H156ZM201 211H203V210H201ZM204 211H205V210H204ZM26 212H27V210H26ZM62 212H61V213H62ZM73 212H75V211L72 210V212H64V213H62L64 217H62V216L60 217L59 215H58V217H60V218L63 219V218L68 217V216H70V215H72V216H73V215L76 216V215L79 213V212H77V214H75L76 212H75V213H73ZM85 212H86V211H85ZM113 212H111V213H113ZM191 212H192V211H191ZM193 212H196V211H193ZM199 212H200V211H199ZM203 213H204V212H203ZM19 214H20V213H19ZM85 214H86V213H85ZM88 214H89V213H88ZM91 214H92V213H91ZM104 214H105V212H104ZM109 214H110V213H109ZM143 214H144V213H143ZM182 214H183V213H182ZM20 215H21V214H20ZM26 215H27V213H26ZM95 215H96V214H95ZM107 215H108V214H107ZM192 215H193V214H192ZM83 216H84V215H83ZM85 216H86V215H85ZM102 216H104V215H102ZM19 217H20V216H19ZM135 217H136V216H135ZM187 217H188V216H187ZM73 218H75V217H73ZM76 218H77V217H76ZM179 218H180V217H179ZM62 219H61V220H62ZM105 219H106V218H105ZM176 219H177V218H176ZM72 220H73V219H72ZM96 220H97V218H96ZM99 220H100V217H99L98 220L96 221V222H97V223H96L97 228H98L99 225H104V224H106V222H108V221H105V220H103V221H99ZM101 220H102V219H101ZM182 220H183V219H182ZM74 221H75V220H74ZM76 221H77V220H76ZM91 222H92V221H91ZM181 222H182V221H181ZM11 223H12V222H11ZM94 223H95V222H94ZM13 224H14V223H13ZM81 224H82V223H81ZM139 224H140V223H139ZM139 224H138V225H139ZM4 225H5V227H4ZM87 225H88V224H87ZM140 225H141V224H140ZM91 226H93V225L91 224ZM106 226H107V225H106ZM45 227H46V226H45ZM83 227H84V226H83ZM83 227H82V228H83ZM99 227H100V226H99ZM76 228H77V227H76ZM93 228H94V227H93ZM88 229H89V231H90V229H91V228H90V225H89V228H88ZM101 229H102V228H101ZM47 230H48V229H47ZM98 230H99V228H98ZM13 231H15V230H13ZM79 231H80V230H79ZM84 231H85V230H84ZM91 231H92V230H91ZM101 231H103V229H102ZM104 231H105V230H104ZM93 232H94V234L96 233V235H97V234L100 235L99 232H95V230H94ZM93 232H92V234H93ZM87 233H88V231H87ZM89 233H90V232H89ZM101 233H102V232H101ZM92 234H91L90 237H92ZM94 234H93V235H94ZM107 234H108V233H107ZM116 234H117V233H116ZM124 234H125V233H124ZM130 234H131V233H130ZM101 235H102V234H101ZM6 236H7V235H6ZM9 236H10V235H9ZM94 236H95V235H94ZM86 237H87V235L85 236V238H86ZM83 238H84V236H83ZM92 238H93V237H92ZM156 238H157V237H156ZM87 239H88V238H87ZM115 239H116V238H115ZM128 239H129V238H128ZM79 240H80V242L83 241V240H81V239H79ZM89 240H90V239H89ZM99 240H100V242H101V238H100ZM85 241H86V240H85ZM91 241L94 243L93 240H90V243H92ZM96 241L98 242V240H96ZM96 241H95V242H96ZM103 241H104V240H103ZM103 241H102L101 244L104 243ZM106 241H107V240H106ZM109 241H110V240H109ZM76 242H79V241H76ZM76 242H74V243H76ZM97 242H96V243H97ZM74 243H73V244H74ZM90 243H86V244L91 245ZM96 243H94V244H96ZM156 243H157V242H156ZM202 243H203V242H202ZM29 244H30V243H29ZM44 244H45V243H43L42 246H46V245H44ZM81 244H82V243H81ZM81 244H80V246H81ZM84 244H85V243H84ZM84 244H83V245H84ZM86 244H85V247H84V248H88V247H86ZM99 244H100V243H99ZM101 244H100V245H101ZM203 244H204V243H203ZM103 245H104V244H103ZM108 245H109V244H108ZM26 246H27V245H26ZM32 246H34V245H32ZM32 246H31V247H32ZM70 246H71V245H70ZM92 246H95V245H92ZM92 246H91V247H92ZM109 246H110V245H109ZM205 246H206V245H205ZM68 247H69V246H68ZM82 247H83V246H82ZM102 247H103V246H102ZM104 247H105V246H104ZM104 247H103V248H104ZM111 247H112V246H111ZM111 247H110V248H111ZM206 247H207V246H206ZM29 248H30V246L27 247L26 249H29ZM75 248H76V247H75ZM92 248H93V247H92ZM92 248H91V251L93 250ZM97 248H98V247H97ZM97 248H94V249L97 250ZM99 248L102 250L101 247H99ZM107 248H108V247H107ZM107 248H106V249H107ZM110 248H109V249H110ZM20 249H21V247H20ZM26 249H25V250H26ZM81 249H82V248H81ZM118 249H119V248H118ZM198 249H199V248H198ZM17 250H18V249H17ZM17 250L15 249V253H14V255H16V251H17ZM74 250H75V249H74ZM78 250H79V249H78ZM84 250H85V249H84ZM98 250H99V249H98ZM103 250H105V249H103ZM199 250H200V253H201V251H202L203 249H202V250L199 249ZM55 251H56V250H55ZM65 251H66V250H65ZM86 251L89 252L90 249H89V250L86 249ZM109 251H112V250L110 249ZM195 251H196V250H195ZM195 251H193V252H195ZM203 251H204V250H203ZM24 252H25V251H24ZM62 252H63V251H62ZM93 252H94V251H93ZM93 252H92V253H93ZM98 252H99V251H98ZM98 252H97V254H98ZM100 252H102V251H100ZM100 252H99V253H100ZM193 252H192V253H193ZM204 252H205V251H204ZM31 253H32V252H31ZM51 253H52V252H51ZM57 253H58V252H57ZM59 253H61V252L59 251ZM90 253H91V252H89V254H90ZM92 253H91V254H92ZM94 253H95V255L97 256L96 252H94ZM104 253L107 254V251L103 252V254H104ZM110 253H111V252H110ZM137 253L139 254L140 251H138ZM190 253H191V252H190ZM27 254H28V253H27ZM55 254H56V253H55ZM101 254H102V253H100V255H101ZM106 254H105V255H106ZM194 254H195V253H194ZM20 255H21V254H20ZM50 255H51V254H50ZM52 255H53V254H52ZM65 255H66V254H65ZM69 255H70V254H69ZM105 255H102V256H105ZM108 255H109V254H107V255H106L105 257H103V258H102V257H96V258L94 259V262H95L96 264H112L113 261H112L109 257H107ZM143 255H144V254H143ZM191 255H192V254H191ZM197 255H198V254H197ZM23 256L25 257V256H26V253H25ZM109 256H110V255H109ZM178 256H180V255H178ZM207 256H208V255H207ZM13 257H14V256L12 255V258H13ZM44 257H46V256H43V258H44ZM73 257H74V256H72V258H73ZM12 258H10V259L12 260ZM14 258H15V257H14ZM14 258H13V260H14ZM43 258H42V260H43ZM48 258H49V257H48ZM68 258H70V260H71V257H68ZM173 258H174V257H173ZM205 258H206V257H205ZM20 259H21V258H20ZM34 259H35V258H34ZM45 259H46V258H45ZM45 259H44V260H45ZM66 259H67V258H66ZM73 259H74V258H73ZM73 259H72V262H74ZM11 260L9 261V264H11V263H10ZM13 260H12V261H13ZM26 260H29V259H26ZM39 260H40V258H39ZM47 260H48V259H47ZM47 260H46V261H47ZM82 260H83V259H82ZM90 260H92V259H90ZM90 260L88 259L87 261H85V260H84V261L87 262L86 264H89V263H92V264H93V261L91 262ZM115 260H116V259H115ZM115 260H114V261H115ZM202 260H204V257L202 258ZM205 260H207V259H205ZM36 261H37V260H36ZM49 261H50V260H49ZM49 261H48V262H49ZM54 261H55V260H53L52 263H53ZM65 261H68V260H65V259H64V262H65ZM76 261H77V260H76ZM88 261H90V262L88 263ZM154 261H155V260H154ZM182 261H183V260H182ZM29 262H30V261H29ZM37 262H39V261H37ZM37 262H35V263H37ZM82 262H83V261H82ZM143 262H144V261H143ZM145 262H146V261H145ZM203 262H204V261H202V264H203ZM50 263H51V262H50ZM56 263H57V262H56ZM59 263H61V262H59ZM76 263H77V262H76ZM152 263H153V262H152ZM200 263H201V262H198V264H200ZM12 264H13V263H12ZM24 264H28V263H24ZM79 264H80V263H79ZM113 264H115V262H114ZM157 264H158V263H157Z\"/></svg>",
	"mask_w": 264,
	"mask_h": 264
}]
</instances>
